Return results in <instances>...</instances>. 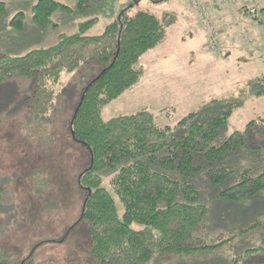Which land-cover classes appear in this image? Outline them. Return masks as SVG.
<instances>
[{"label":"rangeland","instance_id":"1","mask_svg":"<svg viewBox=\"0 0 264 264\" xmlns=\"http://www.w3.org/2000/svg\"><path fill=\"white\" fill-rule=\"evenodd\" d=\"M0 1V54L10 57L50 48L60 35L77 34L80 25L90 20L95 22L84 36H100L127 9L128 15L141 11L158 18L163 36L140 58L142 76L134 88L102 109V120L145 111L157 127L173 128L205 108L203 118H224L213 145L229 138L235 144L217 162L228 171L221 181L213 182L203 173L191 180L198 203L209 210L211 222L205 223V230L194 232V240L201 237L206 245L227 242L209 251L155 256L148 264H264V186L243 207L244 212L253 213L250 227L234 237L220 231L223 224L217 219L222 211L213 198L243 180L244 171L250 178L264 173V27L249 18L239 20L245 13L242 5L235 23L228 27L230 40L226 42L230 43L214 53L207 45L211 32L214 42L221 44L218 28L209 17L211 31L204 29L192 0L158 4L148 0H56L71 12L55 11L43 27L31 20L35 0ZM237 1L221 3L233 8ZM19 13L22 27L17 29L12 20ZM97 47L81 54L87 60L78 68L61 72L51 87L53 106L42 119L30 116L31 80L15 78L0 84V264H93L87 254L88 224L81 218L83 191L78 184L90 159L71 140L69 123L83 88L101 71L97 59L88 54ZM100 177L109 188L111 175ZM244 186L249 189L252 185ZM233 212L240 214L241 208L227 207L228 215ZM209 227L217 230L213 238Z\"/></svg>","mask_w":264,"mask_h":264},{"label":"trees","instance_id":"2","mask_svg":"<svg viewBox=\"0 0 264 264\" xmlns=\"http://www.w3.org/2000/svg\"><path fill=\"white\" fill-rule=\"evenodd\" d=\"M148 1L158 4L165 0ZM58 10L71 12L55 0H35L32 23L46 26ZM127 11H122L100 36H84L95 22L90 20L80 25L77 34L60 35L50 48L20 57L0 54V84L15 78L31 80L30 116L37 120L53 106L51 87L61 72L78 68L87 60L81 54L98 46L88 54L90 59H97L101 71L83 88L69 123L71 140L90 159V167L79 175L78 184L83 191L81 218L88 224L87 254L93 264H148L155 256L209 251L227 242L206 245L201 237L198 242L194 240L198 228L205 230L207 209L198 203V191L191 183L199 173L213 182L228 174L217 162L233 151L235 143L229 138L213 145L224 118H203L205 108L173 128L157 127L145 111L108 121L101 118L106 105L138 83L143 73L138 67L140 58L163 36L158 18L141 11L128 15ZM21 19L22 14H17L12 25L20 29ZM100 174L111 175L109 188L102 185ZM243 174L245 178L222 190L220 197L237 199L233 192L244 185H252V194L263 188L264 173L254 178L248 177L247 171Z\"/></svg>","mask_w":264,"mask_h":264},{"label":"crops","instance_id":"3","mask_svg":"<svg viewBox=\"0 0 264 264\" xmlns=\"http://www.w3.org/2000/svg\"><path fill=\"white\" fill-rule=\"evenodd\" d=\"M201 1L205 2L206 6L208 5L207 6L208 14L210 15V18L212 19V21H214V23H215V25L218 28V31L220 33V39L219 40H221V44L219 43L218 51H217V52H219L222 49V47H224L230 43V41L226 42V40H230L229 35H228L229 34L228 33V27L230 25H233L235 23V19L238 18L236 12H238L240 6L242 5V0H238L237 1L238 5L233 6V8L228 7L229 5H223L221 3V0H214V1L213 0H201ZM0 3H3V2L0 1ZM239 3H241V4H239ZM225 6H227V7H225ZM196 15L199 18V15L197 13H196ZM241 16H242V18L239 17V20H242V22H245L244 14H242ZM201 29H202V26H201ZM227 188H229V187H227ZM235 191H236V192H234L235 196H237V195L239 196V198L237 197V199L230 198V197H220L221 191L218 194H215L213 197V198H215V200H214L215 204L217 206H219L221 211H222L220 213L218 219H217V223L223 224V227L220 231L226 232V236H233V237L244 232L247 228L250 227L249 223H251L252 220L254 219L253 213L244 212L243 207L247 204V202L249 201L250 198L257 196V195H255V193L258 192L257 191L253 194L249 193L250 188L248 189L246 187L238 188ZM229 206H232L233 208L234 207H240L241 208L240 214L233 212L231 215H228L227 207H229ZM208 213H209V210L207 212L205 223H211L208 219ZM221 217H223V221L221 220ZM234 229H236V230L232 231ZM208 231L212 233V235H213L212 238H213L215 236L213 231H217V230H212L211 227H209Z\"/></svg>","mask_w":264,"mask_h":264},{"label":"built area","instance_id":"4","mask_svg":"<svg viewBox=\"0 0 264 264\" xmlns=\"http://www.w3.org/2000/svg\"><path fill=\"white\" fill-rule=\"evenodd\" d=\"M192 4V8L202 15L201 17L204 29L206 31H209L211 27L209 23L210 18L208 12H206L205 10V5L197 0H192ZM243 9L245 11L244 14L247 18L251 19L252 21H256L254 23L264 27V6L259 5L257 0H243ZM214 36V33L211 32L210 40H208V47L212 52H215L218 47V42H214Z\"/></svg>","mask_w":264,"mask_h":264}]
</instances>
